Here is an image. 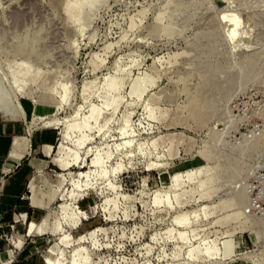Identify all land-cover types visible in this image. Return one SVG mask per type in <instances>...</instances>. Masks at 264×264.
Wrapping results in <instances>:
<instances>
[{"label": "rangeland", "instance_id": "rangeland-1", "mask_svg": "<svg viewBox=\"0 0 264 264\" xmlns=\"http://www.w3.org/2000/svg\"><path fill=\"white\" fill-rule=\"evenodd\" d=\"M24 97L29 133L59 141L44 201L30 184L46 216L14 248L31 239L43 264H264V217L245 211L264 135H240L264 129V0H0V121Z\"/></svg>", "mask_w": 264, "mask_h": 264}, {"label": "crops", "instance_id": "crops-1", "mask_svg": "<svg viewBox=\"0 0 264 264\" xmlns=\"http://www.w3.org/2000/svg\"><path fill=\"white\" fill-rule=\"evenodd\" d=\"M19 101L25 115L16 112L0 121V264H43L41 258L31 250V239H25V245L17 249L14 248L11 238L20 236L23 229L27 230L26 219L34 222L46 216L41 214L46 209L32 205L33 192L30 184L36 178L39 197L44 201L47 194L40 177L48 164H55L56 157L52 158V155L59 138L55 129L35 127L29 133L35 105L31 99L25 97ZM17 139L21 140L20 146L14 151ZM47 146L52 147L50 154L46 153ZM38 158L46 162L42 171L32 164V160ZM49 158L50 161L43 160ZM58 168L62 170L59 166Z\"/></svg>", "mask_w": 264, "mask_h": 264}, {"label": "built area", "instance_id": "built-area-1", "mask_svg": "<svg viewBox=\"0 0 264 264\" xmlns=\"http://www.w3.org/2000/svg\"><path fill=\"white\" fill-rule=\"evenodd\" d=\"M251 126L252 127H248L246 124L241 128L244 131L242 134L240 133V135L244 140L252 141L264 135L262 125L255 124ZM247 193L248 204L245 209L246 214L253 217H264V167L258 170L249 181Z\"/></svg>", "mask_w": 264, "mask_h": 264}, {"label": "bare ground", "instance_id": "bare-ground-1", "mask_svg": "<svg viewBox=\"0 0 264 264\" xmlns=\"http://www.w3.org/2000/svg\"><path fill=\"white\" fill-rule=\"evenodd\" d=\"M36 199H37V196L35 195L33 201H35Z\"/></svg>", "mask_w": 264, "mask_h": 264}]
</instances>
